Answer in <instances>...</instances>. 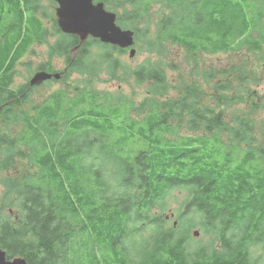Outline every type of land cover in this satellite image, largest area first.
Segmentation results:
<instances>
[{"label": "trees", "instance_id": "obj_1", "mask_svg": "<svg viewBox=\"0 0 264 264\" xmlns=\"http://www.w3.org/2000/svg\"><path fill=\"white\" fill-rule=\"evenodd\" d=\"M94 2L114 13L122 29L153 16L130 27L138 46L141 39L154 57L132 69L137 83L148 84L139 104L127 97L114 103L109 95L85 89L100 67L89 60L90 47L111 49L101 62L113 73L118 67L111 57L124 50L91 37L80 44L78 36L59 29L55 9L48 13L37 0H0V186L6 199L19 201L16 220L0 219L6 259L264 264L259 261L264 257V124L251 112L234 123L225 120V108L241 100L237 88L239 99L229 96L232 84L243 79L229 75L238 69L198 70L204 55H239L244 48L264 54V0ZM152 4L167 10L156 16ZM51 35L58 39L49 60L58 57L66 64L61 78L77 74L87 83L74 96L54 91L40 106L28 108L33 89L46 82L31 86L29 81L17 89L10 83L32 47L46 45ZM167 44L182 48L190 66L191 84L174 99L162 75L163 68L174 69L163 53ZM38 72L54 74L45 64ZM212 82L217 95L204 102L201 86L206 90ZM130 109L145 112L146 119H131ZM175 119L192 134L168 136ZM20 167L22 175L16 173ZM176 191L187 197L176 225L169 226L165 198ZM194 231L202 237L195 238Z\"/></svg>", "mask_w": 264, "mask_h": 264}, {"label": "rangeland", "instance_id": "obj_2", "mask_svg": "<svg viewBox=\"0 0 264 264\" xmlns=\"http://www.w3.org/2000/svg\"><path fill=\"white\" fill-rule=\"evenodd\" d=\"M259 1V0H257ZM39 6L42 9L48 10L47 12H52L53 9L57 8L56 3H50L48 0H37ZM51 9V10H50ZM126 9L130 7L126 6ZM50 10V11H49ZM167 10V7L162 4H152L151 11L156 12V16H160ZM41 13V9L39 10ZM153 16L149 13L148 15L139 17L134 23L126 24V28L130 30L133 24L143 25L149 22ZM46 27L50 32L52 30L47 26L46 20H44ZM119 25V24H118ZM120 26V25H119ZM256 38L259 37L257 33H254ZM58 39L57 35H51L46 38V45H34L32 47V53L26 55V57L21 61L20 65L17 66V70L13 80H11L10 86L12 89H17L29 83L32 77L36 74V70L40 65H47L51 68L54 73H64L66 71V64L63 59L55 57L49 60L50 46H52ZM139 46L135 50V54L132 58H129L128 52H123L116 57H111L112 64L115 65L117 70L113 73L112 70L107 68L104 62H101V57L105 51H111L110 48H101V52L97 48L90 47V57L89 60L93 63H100L99 69L91 76L90 85L87 84L85 89L92 92L100 91L106 95H109L114 103H117V98L127 97L128 100H136L139 104L142 99L147 96L148 87L146 83H137L132 69H136L140 65H143L152 56V50L146 44L138 40ZM167 56V61L170 64H174V69L163 68L162 75L164 76L166 86L169 90V95L171 98H176L177 93L184 88L186 84H191V81L186 79L189 73L190 66L186 63V53L185 51L177 46L165 45V51L163 52ZM151 61V60H149ZM152 62V61H151ZM154 63V62H153ZM112 66V65H111ZM213 67L216 70H221L224 72H230L232 68L238 69V73L229 74L232 76L243 77L236 83L232 84V89L229 92V96H235V99L239 98L235 95V89H239L241 93V100L238 102H232L230 108H225V120L234 123L235 119L244 118L247 116L245 113L251 112V117L257 119L261 124H264V54H254L248 49L244 48L239 51V55L230 53H219L214 55H204L200 59L198 70H203L204 67ZM101 69V71H99ZM87 83V77H80L77 74H70L67 77H63L60 80H50L43 85H39L32 91V97L30 104L27 107H38L43 104L46 99L54 92L61 90L68 96H74V92L77 87H84ZM172 86L174 87L173 91ZM235 89H234V88ZM201 86V90L204 91L205 97L204 102H210L212 97L217 95L216 88L214 87V82H212L211 87ZM250 93L253 95L251 98L255 101H249ZM128 116L137 121L138 123L143 122L145 117V112H137L134 109H130ZM173 131L168 133V136L175 137L177 135H191L192 132L190 128L183 124L180 128L177 127V119L170 122ZM16 131V130H15ZM16 169L17 174L25 173V169ZM187 195L181 191H176L169 193L165 198L166 217L170 219L169 226L172 222L176 225L177 210L179 205L185 200ZM19 202V201H18ZM17 201L5 198V191L3 187L0 186V219L10 216V220H16L19 216V203ZM201 238L202 234L195 238ZM205 241L210 239V235L207 234L203 237ZM258 253L256 257H258ZM260 263L264 262L263 259L259 258Z\"/></svg>", "mask_w": 264, "mask_h": 264}, {"label": "water", "instance_id": "obj_3", "mask_svg": "<svg viewBox=\"0 0 264 264\" xmlns=\"http://www.w3.org/2000/svg\"><path fill=\"white\" fill-rule=\"evenodd\" d=\"M57 4L55 16L59 29L64 34L76 35L80 44L88 37L98 39L103 44L129 49L133 46V33L122 30L116 24V15L105 10L101 3L94 4L93 0H52ZM134 49L129 52L132 58ZM61 74L38 72L33 76L30 85H38L49 80H59ZM197 237L198 233L195 232ZM0 264H27L22 258L6 259V253L0 249Z\"/></svg>", "mask_w": 264, "mask_h": 264}]
</instances>
